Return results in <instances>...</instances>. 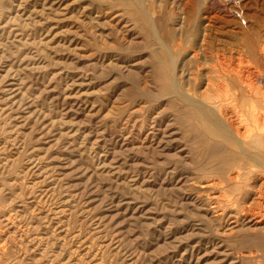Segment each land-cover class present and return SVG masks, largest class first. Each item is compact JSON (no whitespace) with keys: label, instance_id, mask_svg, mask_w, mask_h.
Listing matches in <instances>:
<instances>
[{"label":"rangeland","instance_id":"1","mask_svg":"<svg viewBox=\"0 0 264 264\" xmlns=\"http://www.w3.org/2000/svg\"><path fill=\"white\" fill-rule=\"evenodd\" d=\"M263 52L264 0H0V264H264Z\"/></svg>","mask_w":264,"mask_h":264},{"label":"bare ground","instance_id":"2","mask_svg":"<svg viewBox=\"0 0 264 264\" xmlns=\"http://www.w3.org/2000/svg\"><path fill=\"white\" fill-rule=\"evenodd\" d=\"M154 24V23H153ZM160 39V38H159ZM162 39H160V41H161ZM179 40V39H178ZM254 42L255 43H257L256 42V40H254ZM165 43V42H164ZM163 43V44H164ZM162 44V43H161ZM258 44H259V42H258ZM177 45V44H176ZM165 48V47H164ZM167 49V48H166ZM254 50V49H253ZM263 50V49H262ZM261 50V51H262ZM162 51V50H161ZM167 51V50H166ZM244 51V50H243ZM163 52V51H162ZM169 52V51H168ZM227 52V51H226ZM164 53V52H163ZM264 53V52H263ZM262 53V54H263ZM259 54V53H258ZM169 55H170V53H169ZM219 55V54H218ZM230 56V55H229ZM264 56V55H263ZM221 58V57H220ZM234 58V57H233ZM220 60H222V59H220ZM232 61V60H231ZM223 62V61H222ZM234 62V61H233ZM217 64V63H216ZM229 66V65H228ZM238 66V65H237ZM240 66V65H239ZM220 67V66H219ZM234 66H232V68L231 69H229L228 70V72H227V74H226V78H224V79H226L229 83L231 82L232 84H233V86H234V88L237 90V93H235V96H232V99H236V96L237 95H248V96H253V97H255V98H257V99H260V100H264V89L262 88V86L264 87V73H262V74H259V75H257L256 74V76H254L253 78H252V76H249V75H242V74H240L238 71H237V69L236 68H233ZM223 69H225L224 67H222V70ZM248 69V68H247ZM246 69V70H247ZM256 72V71H255ZM261 72V71H260ZM247 73V72H246ZM257 73V72H256ZM214 74H215V72H214ZM218 76H219V73H218ZM220 76H221V73H220ZM175 79L173 78V81H174ZM208 80V79H207ZM225 80V81H226ZM213 81V80H212ZM175 82V81H174ZM174 84V83H173ZM194 84V83H193ZM206 85V84H205ZM194 86V85H193ZM231 86V85H230ZM232 86V87H233ZM173 88L175 87V84L172 86ZM220 87H223V86H220ZM176 89V88H175ZM175 89L173 90L174 91V93H175ZM233 91H234V89H233ZM245 91V93H243ZM204 92V91H203ZM236 92V91H235ZM180 95V94H178L177 92L175 93V95ZM192 94V93H191ZM223 94V93H222ZM233 95V94H232ZM187 96H189L190 97V95H187ZM230 96V95H229ZM228 96V97H229ZM191 97H193V96H191ZM182 98V97H181ZM180 98V99H181ZM196 99V98H195ZM198 99V98H197ZM200 100V99H199ZM183 101V100H182ZM214 101V100H213ZM219 101V100H218ZM202 102V101H201ZM187 103H190V102H187ZM194 103V102H193ZM203 103H205L204 101H203ZM219 103V102H218ZM208 104V103H207ZM220 104V103H219ZM194 105V104H193ZM199 105V104H198ZM224 105V104H223ZM234 105V104H233ZM238 105V104H237ZM195 106H197V105H195ZM201 106V105H200ZM199 106V107H200ZM214 106V105H213ZM198 107V106H197ZM214 108H216V107H214ZM213 108V109H214ZM218 108H219V116L221 117V119L223 120V125L226 127V129L229 131V133L231 134H229L231 137L233 136L234 138L233 139H235V142H233V144H232V142H230L232 145H236L237 143L239 144V145H241V144H247V143H249V142H251L252 140H253V142H255V143H258V142H256L257 140L256 139H254L255 137V135L253 134V133H250L249 132V127H250V125H252L251 124V121H252V118L251 119H248V117L249 116H247V115H249V114H247V113H245V110L244 109H242V107L240 106V107H237V106H233V108H231V109H229V110H227V109H222L220 106H218ZM230 108V107H229ZM253 108V107H252ZM200 109V108H199ZM206 110V109H205ZM208 112V111H207ZM215 113V112H214ZM247 114V115H246ZM244 115L245 116H247L246 118L244 117ZM217 116V115H216ZM214 117V119H216V117L215 116H213ZM213 117H212V119H213ZM213 119V120H214ZM209 121V125L211 126L210 127V132H212V134H215L216 136H219V137H221V135H222V132H223V129H222V127H220L219 125H221V124H217L215 121ZM258 125V124H257ZM254 126V125H253ZM255 126H256V124H255ZM258 127V126H257ZM225 129V131H227ZM258 130V129H257ZM259 131V134H261L260 132V130H258ZM262 131L264 132V130L262 129ZM224 133V132H223ZM263 134V133H262ZM228 135V136H229ZM229 136V137H230ZM260 136V138L257 136L256 138H258V139H261V140H263V142H264V135H259ZM226 140H228V138H227V136H226ZM229 140H231L230 138H229ZM242 142H241V141ZM234 141V140H233ZM239 145H238V148H239ZM243 148V147H242ZM240 149V148H239ZM263 150V149H262ZM244 151H246V150H244ZM243 151V152H244ZM258 162V161H257ZM261 164V163H260ZM235 174H236V172H235ZM232 175V174H231ZM252 177V176H251ZM209 182V181H208ZM207 182V183H208ZM207 185H209V184H207ZM205 186V185H204ZM257 195H258V197H264V181H262V184L259 186V188H258V190H257ZM214 198V197H213ZM221 199V198H220ZM262 199V198H261ZM256 203V202H255ZM238 204V203H237ZM246 205V204H245ZM256 205V204H255ZM261 206H263V205H261ZM248 209V208H247ZM250 210V209H249ZM251 210H252V208H251ZM262 210V209H261ZM238 211V210H237ZM254 211V210H253ZM258 211V210H257ZM255 213V212H254ZM256 214H259V213H256ZM221 217V216H220ZM260 217V218H259ZM259 217H257V219H255L256 221V223L258 222V223H262V222H264V220H261L262 218H264V215H262V214H260L259 215Z\"/></svg>","mask_w":264,"mask_h":264}]
</instances>
